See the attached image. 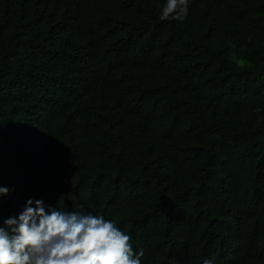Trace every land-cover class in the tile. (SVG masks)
<instances>
[{"label":"trees","instance_id":"16d2710c","mask_svg":"<svg viewBox=\"0 0 264 264\" xmlns=\"http://www.w3.org/2000/svg\"><path fill=\"white\" fill-rule=\"evenodd\" d=\"M164 3L0 0V220L41 199L141 264H264V0Z\"/></svg>","mask_w":264,"mask_h":264},{"label":"clouds","instance_id":"9594fccd","mask_svg":"<svg viewBox=\"0 0 264 264\" xmlns=\"http://www.w3.org/2000/svg\"><path fill=\"white\" fill-rule=\"evenodd\" d=\"M190 3L165 0L159 19L182 23ZM9 191L0 186V197ZM143 256L115 220L65 211L41 199L29 198L19 214L0 220V264H141ZM203 264H214V259Z\"/></svg>","mask_w":264,"mask_h":264}]
</instances>
